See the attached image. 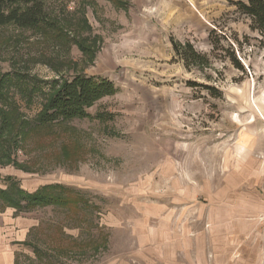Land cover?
<instances>
[{
  "label": "rangeland",
  "instance_id": "obj_1",
  "mask_svg": "<svg viewBox=\"0 0 264 264\" xmlns=\"http://www.w3.org/2000/svg\"><path fill=\"white\" fill-rule=\"evenodd\" d=\"M183 2L203 23L166 40L125 36L130 0H45L43 32L0 26V264H257L225 236V154L264 132V44L230 0ZM78 73L118 91L40 125L50 85ZM46 186L76 201L23 197Z\"/></svg>",
  "mask_w": 264,
  "mask_h": 264
},
{
  "label": "crops",
  "instance_id": "obj_2",
  "mask_svg": "<svg viewBox=\"0 0 264 264\" xmlns=\"http://www.w3.org/2000/svg\"><path fill=\"white\" fill-rule=\"evenodd\" d=\"M128 4L132 26H128L131 33L125 32V36L133 34L134 40H166L172 30L181 33L182 29H176L181 21L188 20L193 25L191 30L203 23L195 10L183 6V0H130ZM153 4L159 6L157 20L147 26L139 14ZM177 9L185 15L177 18ZM226 235L236 254L245 245L256 246L261 252L257 264H264V132L258 133L255 140L244 139L225 154Z\"/></svg>",
  "mask_w": 264,
  "mask_h": 264
},
{
  "label": "trees",
  "instance_id": "obj_3",
  "mask_svg": "<svg viewBox=\"0 0 264 264\" xmlns=\"http://www.w3.org/2000/svg\"><path fill=\"white\" fill-rule=\"evenodd\" d=\"M44 1L0 0V26L13 23L18 27L40 29L43 32L44 25L47 24ZM230 3L235 5L240 13L251 18V27L260 33L261 41L264 44V0H230ZM48 28L52 30V28L55 29V26L52 22H49ZM77 45L82 48L81 50L86 51L82 43L79 42ZM174 48L175 51H179L177 43L174 44ZM87 52H90V50ZM183 52L185 61L189 59L199 61L201 59V54L193 50L190 43L183 47ZM117 91L118 87L115 82L106 76L78 73L68 79L55 80L50 85L43 107L38 115L40 125L85 117L88 115L87 107L91 106L100 97ZM61 187L46 186L41 192L37 190L23 197H26L31 204L39 205L75 202L76 198L65 196V187ZM51 188H53L52 191ZM57 188H60L59 192H56ZM4 193L1 194L4 195ZM10 201L17 204V199L12 198Z\"/></svg>",
  "mask_w": 264,
  "mask_h": 264
}]
</instances>
